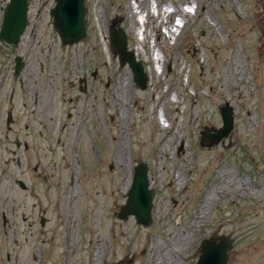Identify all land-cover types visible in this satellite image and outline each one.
<instances>
[{"label":"rangeland","instance_id":"obj_1","mask_svg":"<svg viewBox=\"0 0 264 264\" xmlns=\"http://www.w3.org/2000/svg\"><path fill=\"white\" fill-rule=\"evenodd\" d=\"M263 1L216 0L209 12L199 3V14L178 31L175 10L192 11L193 0H146L155 17L144 27V46L126 10L136 0H86L88 36L66 47L52 7L33 6L21 44L0 43V264H196L213 233L236 240L228 264H264V199L226 198V180L264 185ZM166 12L177 39L156 24ZM207 12L215 32L202 23ZM157 28L162 39L174 37L159 81L146 59ZM111 30H123L129 51L144 61L145 89L128 65L120 67ZM213 44L225 56L207 48ZM173 58L180 59L174 68ZM239 76L248 82L235 85ZM212 86L226 98L214 97ZM173 90L177 104L169 101ZM227 103L233 132L203 147L205 127L214 134L223 126ZM140 163L156 191L150 227L119 218Z\"/></svg>","mask_w":264,"mask_h":264},{"label":"water","instance_id":"obj_2","mask_svg":"<svg viewBox=\"0 0 264 264\" xmlns=\"http://www.w3.org/2000/svg\"><path fill=\"white\" fill-rule=\"evenodd\" d=\"M29 0H12L11 6L6 11L5 23L2 27L0 39L9 45L18 47L21 38L26 31L28 20ZM57 6L52 10L54 18L53 25L58 31L64 46L79 43L87 36V21L85 16L87 8L84 5L85 0H57ZM264 10V1H263ZM111 47L115 56H120L121 65L130 64L134 78L137 84L145 89L148 82V76L144 72L141 62L136 60L133 51H128V42L125 33L120 31L111 32ZM22 57L17 58L15 67L17 75L23 69ZM223 117V127L215 130L212 134L208 127L202 134L201 145L203 147H212L220 144L228 138L235 125V111L229 104L221 110ZM10 121V120H9ZM147 165L142 163L136 168L134 181L128 192L127 203L121 208L119 218L128 220L133 215L137 223L145 227L153 223L152 209L154 207L155 190L150 189ZM234 239L231 236L213 235L204 240L201 244V256L197 264H228L232 250L234 248ZM132 260H127V262ZM42 264H47L46 259Z\"/></svg>","mask_w":264,"mask_h":264},{"label":"bare ground","instance_id":"obj_3","mask_svg":"<svg viewBox=\"0 0 264 264\" xmlns=\"http://www.w3.org/2000/svg\"><path fill=\"white\" fill-rule=\"evenodd\" d=\"M145 1L146 0H142V1L136 0V2L138 3L136 9L133 8V6H131V5H129V8H128V6L126 7V10L130 9L129 10V16L130 17H134L135 16L137 18V20H135V22L133 21V24L136 27V29H135V33L136 34L142 35V32H143V35L145 37L144 39H142L143 42H141L142 43L141 45H143V46H144V42H145L144 40H146V38L148 37V34L146 35V30H144V27H146V25H147L148 17L150 15L152 16L153 19L155 17L154 14H150L151 13V9L144 8V2ZM155 1L158 4V0H155ZM181 1H182V4H185V3H187V2H189L191 0H181ZM193 1H194V6H193V10L192 11H189V10L187 11V10H185L183 8H177L175 10V12L178 13L179 16L182 19L181 23L178 26L176 25L178 31H180L182 28H184L185 25L190 21V15L191 14L192 15L194 14L193 16L191 15L192 17L197 16L199 14L198 10L196 8V5H198L199 3H201L202 5H205L207 7V9H208V12H209L210 10H212L211 6L214 4V1H216V0H193ZM171 6H173V4H171ZM137 9H141V11H138ZM208 12H207L208 17L207 16L203 17L202 23H204L206 25V28L209 31L215 32L217 29L215 27H211L212 26L211 25V21H213V20L209 16ZM172 14H173L172 12H166L164 14V16L160 20H158L156 22V24H157V26L159 28H161L162 26L164 28H167L168 32L170 34H172L175 37V39H177V37H176L177 33H175L169 26L170 23L172 22V19H173L172 18ZM208 18H210V20ZM153 28H151V30ZM159 30L160 29L157 28V37L159 38V42H157V41L154 42V44L151 47L150 53L147 54V57H146L147 61L151 60L155 64L153 67H151L149 69V72H150L151 76H155L158 81L159 80H163V76H164L163 65L165 63V53L166 52H172L173 46L171 44V40L174 39V37H170V38H166L165 37V39H162V35H160ZM103 36H104V33H103ZM207 48L209 50H213V48H215L216 50L219 51L220 54L225 56L224 52L226 51V49L225 48H221L217 44H213V46L207 45ZM135 53H136V51H135ZM137 55H138V53H137ZM179 60L180 59H178V58H173V60H172V65L173 66H171V67H173V68L176 67V65H177ZM142 62H144V61H142ZM171 70H173V69L171 68ZM178 71H181V69L179 68ZM228 74L229 75L234 74L233 69L231 71H229ZM231 81H233V83L235 85H238V86L239 85H244L246 82H248L246 77H242V76H239L236 79L231 80ZM189 83H190V79H189V76H188V85H189ZM223 83L226 85V80ZM166 87L168 88L169 85L166 84ZM212 89H213V93H214L213 96L214 97L226 98V94L223 91H220L217 87L212 86ZM164 91H167V90L164 88ZM169 101H172L175 104H177L179 102V96L177 95L176 90H173V94L169 98ZM183 109H184V112H185L186 110H189L190 107L187 104H185ZM159 120L162 121L163 123H168L170 121L166 111L160 109V111H159ZM168 128H170V127H168ZM224 175H226V173H224ZM217 179H218V182H221V181L225 182L223 179L220 178V176H217ZM237 194H241V196H252L253 195V196L257 197L258 199H264V185L261 186V187H258V188H246V186L243 188L241 186H235V184L233 183L232 180H229V181L226 180V198L235 196ZM211 195H212L211 192L208 193V196H209L208 198H213ZM202 215H203V212L201 213L200 217H202ZM73 230H74V227L72 226L71 227V236H69V240L73 239V236H72ZM125 262L128 264L127 261H125Z\"/></svg>","mask_w":264,"mask_h":264},{"label":"flooded vegetation","instance_id":"obj_4","mask_svg":"<svg viewBox=\"0 0 264 264\" xmlns=\"http://www.w3.org/2000/svg\"><path fill=\"white\" fill-rule=\"evenodd\" d=\"M55 3L56 0H30L29 8L31 9L33 6H38L39 8H47L54 6ZM10 6H11V0H0V34H1V27L5 23L6 9L9 8ZM3 45L7 46L5 43H3ZM93 77L95 80H97L98 79L97 73L93 74ZM42 221H45V219L44 220L41 219V226H42ZM42 227L45 226L43 225Z\"/></svg>","mask_w":264,"mask_h":264}]
</instances>
